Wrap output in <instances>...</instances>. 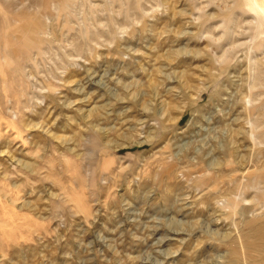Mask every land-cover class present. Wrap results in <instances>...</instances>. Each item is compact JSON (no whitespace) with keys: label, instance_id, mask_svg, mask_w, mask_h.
I'll use <instances>...</instances> for the list:
<instances>
[{"label":"rangeland","instance_id":"374dc122","mask_svg":"<svg viewBox=\"0 0 264 264\" xmlns=\"http://www.w3.org/2000/svg\"><path fill=\"white\" fill-rule=\"evenodd\" d=\"M0 264H264V0H0Z\"/></svg>","mask_w":264,"mask_h":264}]
</instances>
